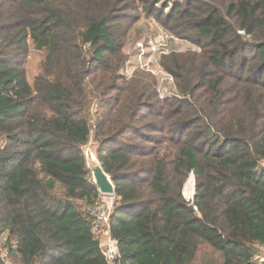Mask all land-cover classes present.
<instances>
[{
    "label": "trees",
    "instance_id": "trees-1",
    "mask_svg": "<svg viewBox=\"0 0 264 264\" xmlns=\"http://www.w3.org/2000/svg\"><path fill=\"white\" fill-rule=\"evenodd\" d=\"M140 11L195 47L161 56L170 96L120 73ZM90 138L121 264H260L264 0H0V264H107Z\"/></svg>",
    "mask_w": 264,
    "mask_h": 264
},
{
    "label": "rangeland",
    "instance_id": "rangeland-1",
    "mask_svg": "<svg viewBox=\"0 0 264 264\" xmlns=\"http://www.w3.org/2000/svg\"><path fill=\"white\" fill-rule=\"evenodd\" d=\"M160 5L161 3L157 6L160 7ZM138 15V19L132 22V28L129 32L130 39L126 48L129 59L125 69L120 71V73L129 76L132 71L139 67L146 68L156 77L161 96H170L174 93L173 85L170 77L160 66L159 61L161 56L171 51L182 52L189 49L193 50L195 47L166 32L151 16H146L142 11L138 12ZM41 60L42 54L31 48L24 62L27 78L30 82H32L34 76L37 74ZM194 193V178L191 175L185 184L183 195L186 200H190L194 196ZM1 244L2 239L0 238V248ZM0 256L5 258L4 252L1 250Z\"/></svg>",
    "mask_w": 264,
    "mask_h": 264
},
{
    "label": "built area",
    "instance_id": "built-area-1",
    "mask_svg": "<svg viewBox=\"0 0 264 264\" xmlns=\"http://www.w3.org/2000/svg\"><path fill=\"white\" fill-rule=\"evenodd\" d=\"M85 47L84 52L87 51ZM171 79V78H170ZM114 198L100 197V200L89 209V214L93 218L92 230L98 239L100 251L107 264H121L118 247L111 239L109 229V217L113 209ZM259 263L264 264V259L259 258Z\"/></svg>",
    "mask_w": 264,
    "mask_h": 264
},
{
    "label": "water",
    "instance_id": "water-1",
    "mask_svg": "<svg viewBox=\"0 0 264 264\" xmlns=\"http://www.w3.org/2000/svg\"><path fill=\"white\" fill-rule=\"evenodd\" d=\"M86 166L91 175L92 183L97 188L100 197L115 196V188L108 174L104 172L97 158L96 143L90 138L89 142L83 147ZM192 212H196V207L189 205Z\"/></svg>",
    "mask_w": 264,
    "mask_h": 264
},
{
    "label": "crops",
    "instance_id": "crops-1",
    "mask_svg": "<svg viewBox=\"0 0 264 264\" xmlns=\"http://www.w3.org/2000/svg\"><path fill=\"white\" fill-rule=\"evenodd\" d=\"M260 258L264 259V244L260 246Z\"/></svg>",
    "mask_w": 264,
    "mask_h": 264
}]
</instances>
